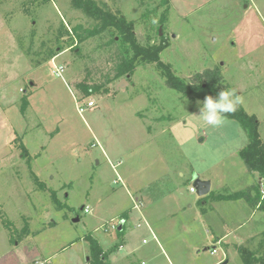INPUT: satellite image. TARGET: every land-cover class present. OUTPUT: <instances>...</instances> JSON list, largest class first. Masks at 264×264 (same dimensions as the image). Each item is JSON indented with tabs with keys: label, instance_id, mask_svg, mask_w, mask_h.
I'll return each mask as SVG.
<instances>
[{
	"label": "rangeland",
	"instance_id": "374dc122",
	"mask_svg": "<svg viewBox=\"0 0 264 264\" xmlns=\"http://www.w3.org/2000/svg\"><path fill=\"white\" fill-rule=\"evenodd\" d=\"M95 1L133 21L138 40L148 42L161 0ZM168 1L171 13L163 34L169 46L162 61L187 82L219 68L222 87L235 90L242 99L240 106L259 122L264 143V0ZM62 24L70 32L80 25L89 27L92 21L75 10L71 0H0V264H88L85 238L91 235L119 247L121 217L135 203L140 205L134 209L139 221L124 232L127 246L137 251L134 264H191V217L209 197L190 192L193 177L187 162L225 174L239 190L259 186L258 177L241 170L237 150L244 146L242 128L228 119L220 127L207 125L199 116L202 100L169 88L156 65L138 67L127 85L119 88L123 79L115 80L107 91L104 85L114 78L118 56L106 47V36L75 43L73 49L63 47L48 59V48L61 44L56 35ZM152 37L159 42L154 33ZM57 68L63 72L58 74ZM80 86H95L99 92L87 96ZM91 100L96 104L93 109L87 108ZM129 119L146 120V129L162 134L151 139L159 146L161 136L168 134L169 120L179 122L175 133L180 155L173 145L164 147L183 162L180 175L171 179V171L164 167L162 186L154 184L145 197L179 190L182 211L190 216L155 218L142 210L143 193L130 187L131 194L126 193L118 160L129 154L126 164L141 173L138 157L145 152L137 147L132 154L124 151ZM22 144L29 159L22 155ZM217 187L215 183V191ZM228 188L226 184L224 190ZM54 193L61 205L55 203ZM87 207L91 214L85 213ZM230 207L224 206L234 212ZM200 249L197 263L209 264L211 251Z\"/></svg>",
	"mask_w": 264,
	"mask_h": 264
},
{
	"label": "crops",
	"instance_id": "0c3cea01",
	"mask_svg": "<svg viewBox=\"0 0 264 264\" xmlns=\"http://www.w3.org/2000/svg\"><path fill=\"white\" fill-rule=\"evenodd\" d=\"M129 120L130 121L128 122H131L132 124L128 128L129 130L126 131V136L124 137V151L127 153L131 152L132 154V152L134 153L132 148L137 147L139 149H145V152H143L138 157V161L143 164L142 171H140L141 173H139L137 168H134L132 164H126L128 162L127 159H129V154H124L123 158L118 160L119 167L123 169L125 174L123 177V182L126 181L127 184L125 185L126 193L128 195L131 194L129 187L135 191L141 192L140 195L143 193L144 204L142 210L146 212L149 211L148 215L153 214L155 218L175 217V219H178L179 217L185 218L190 216L191 214H188L186 211H182L183 207L182 205L180 206V203L182 204V201L180 200L182 197L179 193V190L175 194L173 192L164 194L163 191L161 194L160 191L158 195H156L153 192V197H150L148 199L147 197H145L146 193L149 195L148 191L152 189L154 184L162 186L161 182L166 179L164 175V167L171 171V179H173L174 176L180 175L179 168H181L183 162L178 157L168 155L170 154L168 153V148L166 149V147H164L166 146V143H168V146L173 145L178 150V152L176 153L180 155L181 148L178 136L175 133L176 125H178L179 122H176L173 119L169 120V126H167L166 128L168 134L167 132H165L167 134L166 136H164L165 138L161 136V143L159 146L158 144L153 143L151 139L162 134H157L155 131L151 132V129L149 127L146 129V120ZM242 133L244 142V146L242 148H244L248 144L249 139L243 129ZM153 134H155L156 136H154ZM96 142L101 148L102 155L109 163V166L115 170L116 165L113 164L108 152L103 149V147L97 140ZM173 148L171 149V152L174 151L175 148ZM241 149L237 150V155ZM134 156H131L130 158V160L133 159V162L135 161L134 159L137 160L136 155ZM187 163L190 165L189 168L191 169V174L193 177L192 182H194L196 178L210 181L211 192L213 193L209 196L208 200L204 203V208L200 210L195 218L191 217V250L194 254L193 259H191L193 261L191 262V264H198L197 262L201 260L200 257L202 251L200 248H205V251L210 250L215 247V244L218 241H222L221 246L226 252L227 258L224 259L221 252L217 254L211 253L212 258L209 264H224L225 262H227V264H230L231 261L235 264H245L241 259L238 248L244 247L251 252H258L264 249V213L251 208L240 195L242 191L253 189L254 186H247L246 189L239 190L235 185H232V181H229L225 174L215 173L210 169H206L205 167H201L200 165L191 163V161H188ZM241 163L243 165V168H241V170L244 169V171L249 173L242 160ZM251 175L254 178L258 177L257 174ZM119 178L122 179L121 176H119ZM142 179H145V182ZM258 180L261 191L264 193V187L261 185L262 180L259 177ZM215 183L218 185V190L216 191L214 190ZM226 184L230 186V188H228L229 191L224 190ZM229 196H236L237 199H226ZM97 202L98 204H100L102 200L98 199ZM230 205L231 207H234V212H231L228 209L224 208V206ZM87 209L89 210V212H86ZM84 211L88 214L92 213V209H89L88 207L85 208ZM123 212L124 209L118 212L117 215H113L111 220H114ZM144 216V213H142L141 217ZM77 219L80 220L79 218ZM101 220L104 221L106 219L102 218ZM136 221H139V217L138 214L135 213L134 209H132L127 214L126 221L123 224L125 228L124 232H127L130 230V228L134 227ZM127 225H129L130 227L126 229ZM147 225L149 226V223ZM150 229L152 228L150 227ZM203 230L204 232L202 235L201 232ZM95 231H99V229H96ZM125 236L126 235L124 234L121 237L122 241L120 243V246L114 251H112L114 248L110 245H105L99 242L101 243V247L105 252L110 253L112 251V253L109 254L108 264H118L119 262L128 259V257L132 258L133 262L131 260L130 262L125 261L126 263L134 264L136 262L137 251L127 246L128 243ZM99 239L97 238L98 241H100ZM209 245L212 247H208ZM196 249L198 251L197 254L195 253ZM219 255H221V258H219ZM215 257L216 259H214ZM87 263L89 264V249L87 252ZM141 264L146 263L142 261Z\"/></svg>",
	"mask_w": 264,
	"mask_h": 264
},
{
	"label": "trees",
	"instance_id": "16d2710c",
	"mask_svg": "<svg viewBox=\"0 0 264 264\" xmlns=\"http://www.w3.org/2000/svg\"><path fill=\"white\" fill-rule=\"evenodd\" d=\"M137 1L145 3V0ZM71 4L75 10L82 12L87 19L91 20L92 24L89 27L82 25L74 27L70 32L62 24L56 35L61 44L54 42L55 47L48 48V59L57 56L63 51V47L69 49L75 43H84L93 38L106 36L108 38L105 43L106 47L114 49L118 56V62L114 69V78L108 80L107 85H104L106 90L109 89L107 86L115 80H129L138 67L146 65H156L162 71L166 85L183 97L203 101L206 96L212 95L215 97L219 91L224 89L221 84L222 76L219 68L215 71L207 70L203 74L196 75L192 81L187 82L177 76L172 68L162 61V54L169 46L163 34L171 13V6L168 0H161L160 6L156 9V22L151 24V31L147 34L148 42L146 44H142L138 40L135 33V23L129 21L121 12H115L110 9L104 2L71 0ZM161 8H164V10L159 13ZM143 18H148V15L144 14ZM152 33L159 39L158 43L153 41ZM80 87L87 96L94 92H99V88L95 86ZM24 100L25 103L23 105L25 107H23L22 111L25 114L28 102L26 98ZM227 119L237 122L247 134L249 142L239 151L238 156L249 173L258 175L264 187V143L259 134V122L254 116L247 114L241 106L234 113L227 114ZM21 147L23 157L29 159L28 150L23 144ZM211 194L213 193L210 192L207 197ZM240 195L251 208L264 213V193L261 191L260 186L242 191ZM56 196V193H54L55 203L61 205ZM226 199L235 200L237 197L230 196ZM126 217L127 214L122 215L121 220L125 222ZM124 231V226L121 231L117 230L120 236L124 235ZM85 241H87L89 247V264H108L109 254L116 248L110 253L105 252L99 242L91 235H88ZM238 252L245 264H264V249L258 252H251L244 247H240Z\"/></svg>",
	"mask_w": 264,
	"mask_h": 264
},
{
	"label": "clouds",
	"instance_id": "9594fccd",
	"mask_svg": "<svg viewBox=\"0 0 264 264\" xmlns=\"http://www.w3.org/2000/svg\"><path fill=\"white\" fill-rule=\"evenodd\" d=\"M242 104L235 90L222 89L215 97L208 95L200 102L202 120L212 127H220L227 120V114L234 113Z\"/></svg>",
	"mask_w": 264,
	"mask_h": 264
},
{
	"label": "water",
	"instance_id": "95a60500",
	"mask_svg": "<svg viewBox=\"0 0 264 264\" xmlns=\"http://www.w3.org/2000/svg\"><path fill=\"white\" fill-rule=\"evenodd\" d=\"M161 31V29H160ZM175 37V36H174ZM122 85L119 86V88H121L124 85H127V79H123L122 80ZM193 187L195 188L196 190V193H197V196L199 198H202V197H206L210 194L211 192V182L210 181H206V180H201L199 178H196L193 182ZM75 222H78L79 220L76 219L74 220ZM123 224L124 222H121L119 224V227H118V230L121 231L122 228H123ZM224 264H227V262H225Z\"/></svg>",
	"mask_w": 264,
	"mask_h": 264
},
{
	"label": "built area",
	"instance_id": "2783aa9c",
	"mask_svg": "<svg viewBox=\"0 0 264 264\" xmlns=\"http://www.w3.org/2000/svg\"><path fill=\"white\" fill-rule=\"evenodd\" d=\"M57 71H58V72H57L58 74H61V73L63 72L62 69H58V68H57ZM95 106H96V104H95V102L92 101V100L89 101V102L87 103V108H93V107H95ZM78 110H79V113H82V112L84 111V109H83L82 107H79ZM261 185H262V183H261ZM190 191H191V193H196V190H195L194 187H192V188L190 189ZM139 207H140V205H138L137 203L134 204V209L138 210ZM86 212H89V210L87 209ZM115 228H117V226H116V225H115V226L113 225V226H112V229H115ZM221 245H222V241H218V242L215 244V247L212 248V249H210V251H211L212 254H217V253L221 252L222 255H223V258L226 259V258H227V254H226V252L223 250V248H222Z\"/></svg>",
	"mask_w": 264,
	"mask_h": 264
}]
</instances>
